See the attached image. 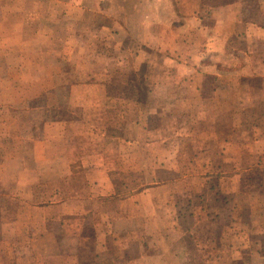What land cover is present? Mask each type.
<instances>
[{
  "label": "rangeland",
  "instance_id": "374dc122",
  "mask_svg": "<svg viewBox=\"0 0 264 264\" xmlns=\"http://www.w3.org/2000/svg\"><path fill=\"white\" fill-rule=\"evenodd\" d=\"M67 1L0 0V264H264V81L242 56L192 60L207 42L198 36L191 54L161 52L171 37L161 21L177 19L167 0H143L154 6L131 16L126 3L137 0H103L100 13ZM258 19L264 23V14ZM193 63L220 76L202 78ZM141 115L166 130L163 155L181 167L135 155L128 167L120 155L108 172L125 184L111 198L84 199L100 169L81 161L111 158L119 129L137 140ZM56 133L57 148H37ZM66 157L74 164L69 175ZM154 176L169 182L155 190L157 220L135 208L126 216L121 200ZM186 207L197 217L196 240L213 238L207 255L196 258L184 244L179 258L142 257L143 244L164 235L158 229L172 227ZM90 208L97 212L87 215ZM98 247L108 255L97 256Z\"/></svg>",
  "mask_w": 264,
  "mask_h": 264
},
{
  "label": "crops",
  "instance_id": "0c3cea01",
  "mask_svg": "<svg viewBox=\"0 0 264 264\" xmlns=\"http://www.w3.org/2000/svg\"><path fill=\"white\" fill-rule=\"evenodd\" d=\"M168 5L172 7L175 12V17L179 20H182V26L180 24L175 25L173 23L175 20H164L161 21L163 27H165L164 31L168 33L170 31V43L160 48L161 52L164 53H175L176 55L182 54V51L185 50L187 54H191L188 52L192 43L196 46V42L193 41L194 38L198 40L203 38L207 42L204 44L202 48H200L198 53L192 55V60L204 57L206 54L218 53L222 54L224 58L229 57L230 55H238L245 57L249 62L250 67L254 72V77H260L263 81L264 77V23H262L258 17L263 13L264 14V0H247L245 3L246 11L248 12V16L245 17L244 13V0H167ZM123 1H119L122 3ZM243 2V3H242ZM103 0H99L96 4H90V1L87 0H68L66 5L70 8H77L80 10H94L96 13L101 12ZM166 3V2H165ZM96 5V7H94ZM126 5L131 9L127 11L130 16L135 15L138 11L144 13V9L151 8L150 5L154 6L151 3H145L143 0H137V4L130 5L129 2ZM121 7V6H120ZM115 18H118L114 16ZM211 18V21H208L212 26H207L206 20ZM126 15H121V19L124 21ZM146 20V19H145ZM128 22V20H127ZM152 22V21H151ZM156 22V21H154ZM239 28V29H238ZM155 33L158 37H160L163 32ZM167 34H164V38ZM190 36V38H189ZM194 37V38H193ZM147 39L146 41L148 42ZM145 42V47L151 48L150 42ZM202 43V42H201ZM154 48V47H153ZM158 49V48H157ZM150 51V50H149ZM152 52V51H151ZM200 55V56H199ZM191 56V55H190ZM189 57V55H188ZM198 59V60H199ZM224 65H227L229 61L225 62L222 60ZM197 63V62H196ZM193 63V71L194 73L201 72V77L203 78L202 73H214L215 76H220L217 68L210 66L205 67L203 63L200 65H195ZM200 74V73H199ZM198 74V75H199ZM167 84V83H166ZM188 84H191L196 90L202 86L197 81H189ZM136 123L138 124L139 130L137 131V137L139 138H131L129 135V130L119 129L118 131L113 132L114 139L119 140V144L112 145L111 149H109V155L111 158H106L107 152L97 153V154H89L88 158H93L87 161H81L80 166L83 168L90 169H100L97 176L94 180L87 183V195H85L84 199L89 198L91 200L97 199H108L113 197L117 191L118 187L123 186L125 181L119 183L115 178L110 177V172L108 169L115 168V161L123 155V159L125 162H128L125 166H134V155L142 161H150L152 158L155 159L154 165L160 167H181V162L177 158L176 164H173L170 159H166V155H163L164 148L166 147L167 139L164 138V133L166 130L160 128H150L149 126V115H141L138 117ZM151 121V120H150ZM59 134V132H58ZM58 134H54L52 137L49 136L47 142L41 141L38 143L37 148L43 153L48 151V148L54 147L57 148L58 142L56 136ZM179 135H182V131L179 130ZM134 139V140H133ZM136 144L135 147L137 151H135L132 145ZM153 146L159 147L158 153L153 148ZM134 147V148H135ZM195 150V149H194ZM48 156V154H47ZM114 159V160H113ZM112 160V161H108ZM158 161L159 164H155ZM64 167L66 169V175L72 173V167L74 164L70 161V158H64ZM151 164V163H150ZM209 167L210 165L207 164ZM144 183L140 186L137 192L133 194L126 195L122 200V212L128 215V210L136 209L144 211L145 215L148 216L151 222V219L157 220L159 212L158 205L156 204V189L166 187L168 185L167 180H159L157 176H154L148 179V181H143ZM215 194L212 193V198L214 199ZM210 195H208V200L212 201ZM97 212L96 209L90 208L86 210V214H95ZM211 212V211H209ZM169 215H172L170 213ZM177 219L175 220L172 227L162 226L158 229L160 232H164V235L161 234L158 239L151 240L149 239L147 242L143 244V247L146 248L147 252L142 254V257H148L152 253L161 252L167 254L168 256L179 258L180 254L183 253L179 250L184 244H186V248L193 251V255L196 258H202L206 256L209 244H213L212 236H208L207 240H196L195 233H198L200 227L196 223L195 212L191 208H184L178 210L176 212ZM211 216L214 217L213 214ZM171 226V225H170ZM97 227H95L96 229ZM206 228H209L206 227ZM148 229V228H147ZM168 231V232H167ZM213 231V230H212ZM172 236H178L176 238H171ZM166 234L168 236H166ZM187 236L189 238H184V243L179 241L181 236ZM207 238V237H205ZM190 239V240H188ZM199 243V245H198ZM94 245V247H92ZM90 247L95 249V244L90 243ZM130 247L129 242L126 245H122L121 251L123 253L126 252V248ZM205 247V250H201ZM195 248H201V252L194 251ZM126 249V250H125ZM125 250V251H123ZM103 253V257L108 255H104V250H101L98 247V251H96V255H100ZM111 256V255H110ZM94 257H96L94 255ZM130 259H132L130 257ZM95 260V258H93Z\"/></svg>",
  "mask_w": 264,
  "mask_h": 264
},
{
  "label": "trees",
  "instance_id": "16d2710c",
  "mask_svg": "<svg viewBox=\"0 0 264 264\" xmlns=\"http://www.w3.org/2000/svg\"><path fill=\"white\" fill-rule=\"evenodd\" d=\"M135 87H136V88H135V94H136V91H137V90H141V87H140V86H138V87L135 86Z\"/></svg>",
  "mask_w": 264,
  "mask_h": 264
}]
</instances>
